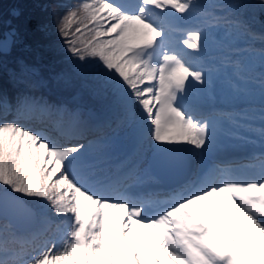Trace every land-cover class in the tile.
I'll use <instances>...</instances> for the list:
<instances>
[{"label":"snow or ice","instance_id":"obj_1","mask_svg":"<svg viewBox=\"0 0 264 264\" xmlns=\"http://www.w3.org/2000/svg\"><path fill=\"white\" fill-rule=\"evenodd\" d=\"M215 6L225 14L213 16L196 0H79L57 24L74 58L96 60L100 86L130 126L137 151L149 141L169 146L166 162L174 168L186 164L176 148L190 146L203 158L216 145V121L196 115L210 81L186 51L198 53L203 34L183 30L176 14L186 18L199 10L217 25L239 26L249 39L264 41V34L228 17L233 6ZM18 36L11 29L0 39V55ZM261 58L264 64V49ZM32 73L21 62L10 76L23 82ZM260 86L264 92V79ZM53 114L52 123L69 139L85 126L78 108L28 93L13 102L0 92V117L14 116L0 119V264H264V150L251 165L259 167L257 179L236 178L219 165L200 167L167 199L155 200L132 195V185L106 175L103 161L91 158L84 144H60L18 123ZM260 115L259 127L246 112L229 119L264 145V111ZM24 198L45 201L44 211L62 218L52 240L40 239L49 229L46 215L40 229L19 234L36 216Z\"/></svg>","mask_w":264,"mask_h":264},{"label":"trees","instance_id":"obj_2","mask_svg":"<svg viewBox=\"0 0 264 264\" xmlns=\"http://www.w3.org/2000/svg\"><path fill=\"white\" fill-rule=\"evenodd\" d=\"M196 2L201 10L212 12L216 17L224 15L226 9L215 5L233 6L227 13L230 19L246 23L257 35L264 34V7L260 5V0H196ZM78 3L79 0H0V38L11 29H17L19 32L17 42L10 50L0 55V92L6 93L13 102L17 94L28 93L42 97L52 105L80 109L85 126L83 130L72 132L71 135L74 137L72 139H69L68 135H62L54 126L52 121L58 118L55 114L43 119L33 117L18 121L22 126L43 132L60 144H76L96 138L100 136L105 124H112L116 119H120L111 108H108L111 96L100 86L95 71L96 60L81 62L74 58L67 51L64 38L57 30L60 17ZM236 5L241 7H235ZM14 12H18L19 16H14ZM196 13L200 14V11ZM201 16L206 22L205 26L217 25L213 23L211 17ZM218 25L223 29L220 34L222 38L243 40L247 50L256 49L262 52L264 49V41L249 39L239 26L229 28L222 21ZM75 27L76 25H73V29ZM21 62L34 70V73L23 82L14 81L10 72L18 74ZM236 71L239 72L238 69ZM260 78L264 79V75ZM85 110L91 111L95 118L91 120L83 112ZM0 119L11 121L14 116L8 115ZM32 200L37 199H25L27 203ZM38 222H41V219H36V223Z\"/></svg>","mask_w":264,"mask_h":264},{"label":"rangeland","instance_id":"obj_3","mask_svg":"<svg viewBox=\"0 0 264 264\" xmlns=\"http://www.w3.org/2000/svg\"><path fill=\"white\" fill-rule=\"evenodd\" d=\"M114 2L127 5L133 3L134 0H114ZM208 5L209 3L206 4V6ZM176 15L178 23H180L183 30L196 29L203 34L201 41L202 47L198 53L193 52V50H186L192 54L195 65L205 71L206 79L210 81V83L203 86L201 93V106L223 105V113H231V116L246 112L250 122L259 127L261 119L260 114L264 111V92H262L260 86L262 80L260 76L264 75V64H262L261 58L262 52L256 49L247 50L243 45V40L222 38L220 34H222L223 29L220 25L205 26L206 22L203 21L202 16L199 13L190 14L186 18L180 17L179 14ZM0 39H3V37ZM235 68H237L239 72H237V69ZM207 98L209 100L206 102L205 99ZM108 108H111L112 112L120 117V119H116L112 124H105L100 136L84 140L83 142L80 141L81 144H84L85 148L88 149V155L91 158L103 161L102 166L104 171L109 170L108 168L110 167H116L118 170H125L127 174H129L132 173L133 170L139 169L142 166L139 175L147 174V166L151 156L159 152L172 151V149L166 145H155L149 141L145 142L142 151L138 152L133 132L130 126L123 121L122 114L114 105L112 99L108 102ZM210 114L205 118L211 117L216 121V130H218L219 127L223 128V130H228L227 127L233 126L230 119L221 123V116L218 117L214 112H210ZM225 135H227V133ZM184 146L181 147H186L187 149L183 150L194 152L190 146ZM249 146H252L251 142ZM181 147L176 148L175 151L183 153V151H180ZM228 147L229 146L220 148V158H237L241 155L244 157L246 156L245 154H242V152L237 151L236 154H233L235 150ZM157 149H161V151H157ZM257 149H259V147L255 150ZM212 155L213 154H211L207 160L211 159ZM192 158H189L190 166L195 160L194 156ZM207 164H210V162H205L203 167ZM116 173L117 171L114 172V174ZM130 176L131 174H129V177ZM258 177L259 174L256 173L244 176L243 180L257 179ZM136 181L139 182L138 179L133 178L131 184ZM154 182L156 183L155 185L153 184L154 188H163L159 180H154ZM166 191H168V189L165 190V192ZM24 199L27 200L29 198ZM36 199L37 200L35 201L32 200V202L29 201V204L26 202L28 206H32V209H35L37 212L38 216H35V225L28 233L19 234L27 236L40 229L41 222L36 223V219L40 220L41 215H46L49 219V229L40 239L52 240L55 236L56 225L60 223L62 218L55 216L51 209H48L45 212L44 205L46 202L38 198Z\"/></svg>","mask_w":264,"mask_h":264},{"label":"bare ground","instance_id":"obj_4","mask_svg":"<svg viewBox=\"0 0 264 264\" xmlns=\"http://www.w3.org/2000/svg\"><path fill=\"white\" fill-rule=\"evenodd\" d=\"M205 100L207 102L209 99L207 98ZM209 103H211V102H209ZM223 107H224L223 105L222 106L211 105V106H206V107H202L200 105L196 115L198 118H200V117L205 118L210 114V112H214V114H216L218 117L221 116L220 117L221 123H224L229 119V117H231V113H226V114L223 113V111H224ZM227 129L228 130H223V128L219 127V129L216 130V145H215L214 149L212 150V152L203 158H201L198 155H195L194 152H192V151L183 150V149H187L185 147L187 145L184 146L185 148H182V147L180 148L181 149L180 151H183V153H185V152L189 153V154L191 153L195 157V160H194L193 164L191 165V167L183 170L184 172L181 176L182 177L181 180L179 179V180L173 182L172 181L174 179V177H173V178H170V181L163 182L164 176L161 175L160 173L153 172V171H151V172L148 171L149 174L147 173V174L139 175L140 170L142 168V166H141L139 169H135L132 171V173H130L132 176L134 175V177H133L134 179L139 180V182L136 181L135 184L137 186L142 187V189L147 192V195L156 196L157 199H160V200L163 199L164 200V199H167V197L169 196V194L171 192H173L174 190H177L181 186L187 184L189 182V180L192 179L195 172L198 171L200 167H203V164L205 162H210V164L204 165V167H211L214 165H219L221 167H228V168L232 169V174L236 178H239L242 180H243L244 176H249L251 174L258 173L260 175L259 167L258 166L257 167L251 166L254 163H256L254 160H252L253 157L259 156L261 151L264 150V145H262L260 143L259 138L255 135L251 134V133L245 132L243 129L236 128L234 125L231 127H227ZM225 132L227 133V135H225L226 134ZM237 133H239L241 136H246L247 139L245 140V139L237 138ZM250 142L252 143V146H249ZM226 146H229L228 148L235 150V152L233 154H236V151H237V152H242V154H245L246 156L244 157L243 155H241L237 158H220V156H219V152L221 151L220 148H224ZM167 147H169V146H167ZM257 147H259V149L255 150ZM231 152H233V151H231ZM211 154H213L211 159L207 160V158L210 157ZM247 159H251V161L248 163ZM114 172H116V171H106V170L104 171V173L106 175H108L112 178L118 177V173L114 174ZM137 175H139V176H137ZM118 180L122 182L121 178H119ZM154 180H159L160 184L162 185V187L164 189L163 188H161V189L154 188L153 184L154 185L156 184L154 182ZM170 183H172L171 186H170ZM167 189H168V191L165 192V190H167Z\"/></svg>","mask_w":264,"mask_h":264},{"label":"water","instance_id":"obj_5","mask_svg":"<svg viewBox=\"0 0 264 264\" xmlns=\"http://www.w3.org/2000/svg\"><path fill=\"white\" fill-rule=\"evenodd\" d=\"M85 114L87 116H89L91 120H93L95 118L94 117V114L91 111H89V110H85ZM169 153L170 152H159V153L151 156V158L149 159V162H148L149 163V165H148L149 166V169H151V170H158V171L159 170L160 171L173 170L174 167L170 166L166 162ZM183 158L186 161V159H185L184 156H183ZM34 225H35V218L31 222L25 223L22 226H20L19 229H18V232L19 233H28L30 230H32V228L34 227Z\"/></svg>","mask_w":264,"mask_h":264}]
</instances>
